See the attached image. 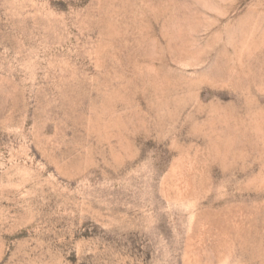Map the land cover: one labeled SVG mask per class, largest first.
Segmentation results:
<instances>
[{"label": "rangeland", "instance_id": "1", "mask_svg": "<svg viewBox=\"0 0 264 264\" xmlns=\"http://www.w3.org/2000/svg\"><path fill=\"white\" fill-rule=\"evenodd\" d=\"M0 264H264V0H0Z\"/></svg>", "mask_w": 264, "mask_h": 264}]
</instances>
